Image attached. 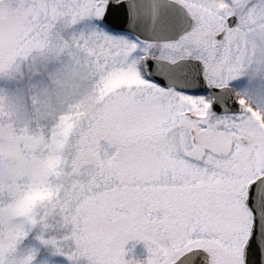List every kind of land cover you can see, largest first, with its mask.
I'll use <instances>...</instances> for the list:
<instances>
[{
	"label": "snow or ice",
	"instance_id": "1",
	"mask_svg": "<svg viewBox=\"0 0 264 264\" xmlns=\"http://www.w3.org/2000/svg\"><path fill=\"white\" fill-rule=\"evenodd\" d=\"M0 264H264V0H0Z\"/></svg>",
	"mask_w": 264,
	"mask_h": 264
}]
</instances>
